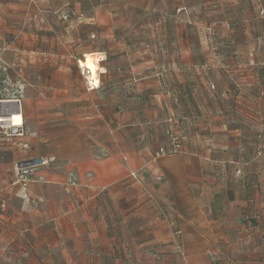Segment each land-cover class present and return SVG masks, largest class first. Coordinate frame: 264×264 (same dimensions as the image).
Returning <instances> with one entry per match:
<instances>
[{
  "label": "crops",
  "instance_id": "obj_1",
  "mask_svg": "<svg viewBox=\"0 0 264 264\" xmlns=\"http://www.w3.org/2000/svg\"><path fill=\"white\" fill-rule=\"evenodd\" d=\"M124 1L52 0L29 22L34 12L24 0H0L4 32L19 36L1 61L23 82L22 124L39 127L0 138V264H264V0ZM199 30L212 56L208 79L195 68L204 60L194 55ZM151 37L167 61L149 73L150 60L137 55L148 53ZM93 39L104 49L90 50ZM253 46L261 72L233 74L224 49ZM97 51L106 54L107 71L89 89L80 62ZM165 69L184 91L191 84L192 106L177 122L185 152L152 165L165 142L161 103L178 100ZM189 69L197 72L189 77ZM205 83L216 86L210 107L202 102ZM0 106L3 117L18 108L12 99ZM49 113L55 119L46 131ZM232 113L243 119L229 122ZM36 159L49 164L34 170L24 198L15 165ZM154 174L164 184L148 182L146 194ZM200 220L218 227L210 237L193 233ZM209 250L222 260L212 262Z\"/></svg>",
  "mask_w": 264,
  "mask_h": 264
},
{
  "label": "rangeland",
  "instance_id": "obj_2",
  "mask_svg": "<svg viewBox=\"0 0 264 264\" xmlns=\"http://www.w3.org/2000/svg\"><path fill=\"white\" fill-rule=\"evenodd\" d=\"M81 1L88 2V3L90 2V3H93V4H99L102 7L109 6V4H112V3L117 2V1L119 2V0H81ZM122 1H124V0H122ZM24 2H26V3H24V7H26V12L30 13L31 10L34 12L33 14H31V16H29L30 19H31L29 22H31V21H36V20L40 19V17H41L40 15L43 13V11H45V7L48 6V4L50 2H52V0H24ZM120 3L124 4L125 1L124 2H120ZM128 8L129 7L127 5V8H126L125 11L128 12ZM103 13L104 12L101 13L102 18H104V15H105V14L103 15ZM61 15H62L61 17H62L63 20H67L69 18V16H68L69 14H67V13H64V14H61ZM4 23H5V21L1 17L0 18V39H1L0 40V45H1L2 48L0 50V101H4L5 99L6 100L18 99V100L21 101L22 98H23V92L24 91H23V88L21 87L20 83H23V82H21V81L19 82V76H17L16 67L14 66L12 68H7L6 64L1 61L2 50L3 51L11 50L8 47V45H10V43L12 45H14L15 40H17L19 38V36H15V34L10 32L11 30H9V31L5 30L6 32H4L3 27H6V25L8 26V23H6V24H4ZM27 24H28V21L23 22V27L24 26L26 27ZM194 32H195V30L193 32H191L190 29H189V34L193 35ZM199 32H200L199 35H197V33H196L195 37L192 36V40L198 41L197 45L199 44V48H198L199 51H198V49H196L195 52H194V55L196 54V56L198 58H200V56H201L202 58H204V60H203V63L201 62L202 66H203L202 68H200V67H195V68L200 72L201 78H202V76L205 75L204 77L208 79V77L210 75V72L213 70V69L208 68V66L210 65L209 63H210V61L212 59V56H211L210 51L208 52V49H207L208 45H207V41H206V36L203 35L201 30H199ZM184 39H185V37H184ZM150 43H151V48L148 49V53L149 54L145 53V55H144V54H142V51H140V55H137V60L138 61H141V59L142 60H150V65L144 66L145 68H149L150 67V69H148L147 71L150 73V71H152V69H153V68H151V65H156V68L153 71L159 72L160 71L159 67H162V66L164 67V65H165V63L167 61V57H165V55H163V53L161 51L163 49V46H162V44H160L158 42V38L151 37L150 38ZM88 44H90V50L91 49L103 50L104 46H105L104 42L97 41V40H94V39L91 40L90 43H88ZM121 47L122 46L120 44V48L119 49H114L115 52H119ZM254 47L255 46L249 47V48H247V47H239L236 50H234V49H224L223 54H221V55L230 56V57L233 58V62H235L234 63L235 65L232 66L233 74H237V73L239 74L240 73V74L244 75L247 72L249 73V71H250L249 74H253L254 73V74H256V76H258L259 70L261 72L260 63L257 61L258 59H260V54H259V50L256 47L255 48ZM142 48L139 47V49H142ZM13 52H14V55H15L16 50H13ZM109 52H113V50H111ZM213 52H215V51H213ZM184 54L185 53H183V55ZM248 55H249V58H248ZM170 57H172V56H170ZM185 58H186V56H185ZM81 59H83V58H81ZM250 59L251 60L254 59V60L251 61ZM152 61H153V63H152ZM175 61H177V59H175ZM245 61H246V63L244 64ZM201 64H200V61H199L198 65L201 66ZM258 68H259V70H258ZM186 71H187L186 73H187V75L189 77L197 72V71L196 72L193 71L192 69H189V70H186ZM26 76H27V81H32L31 74H27ZM177 76H178V74L175 71H173V70H171L169 72L168 70L165 69V73H163V79L168 77L167 80H171V86H172V88H174V91L176 92V94H178L177 95L178 96V98H177L178 100L172 99L171 95H169V99H171L172 102L167 101V99H166V101H164V100L162 101L161 100L162 101L161 104H162L163 112L166 114V111H167L166 119H168L170 116H172V118L174 120V130H177V128H178L177 126L179 125V123L177 124V122L179 121L180 113L182 114L183 111H185V109L188 106H192L190 103H187V101H186V98H187L186 95H189V88H191L192 86H191L190 83L187 86L185 85L186 88H185V91H184L183 86H181L182 83L179 84L177 82ZM233 83L235 84V86L242 87L241 84H240L241 80L234 81ZM205 85H206V83H205ZM200 87L202 88V86H200ZM205 87H206V90L204 88L202 89L203 97L205 98V101H202V102L204 103V106H205V104H207L210 107L211 106L210 104H211V101H212V100H210L211 99L210 96H214L213 93L216 90V86L214 85L215 88H211V87H209V85H206ZM169 91H171L170 88H169ZM208 92H210V93H208ZM189 96H193V95H189ZM180 97H181V99L184 97V99L181 101ZM198 102L201 103V101H198ZM4 108L6 109V107H4ZM7 108H9V107H7ZM154 108H157V106L155 104H154ZM2 109H3V106H0V113H1ZM49 112H51V111H49ZM142 115H143V113H142ZM231 116L226 118L229 122L231 120H234V118L237 119V120L243 119L241 116L239 117V115H236V114H233V113H232ZM16 117H12V119L15 121V123L17 122L16 125H19L20 121H18ZM47 119L50 120V124H49V127L46 128V131H49V129L50 130L53 129V127L51 125V122H52V119H55V118L51 117V113H49L47 115ZM166 119H165V121H166ZM10 122H11V120H10L9 117L0 116V138L1 137H5L6 135H8V136H10V135L11 136H16V134L14 135V134L11 133V130L9 128H5V127H11L10 126ZM175 124H176V127H175ZM33 129H34L35 132H38L37 129L39 130V127L37 125V121H34L33 126L31 127V130H33ZM44 129L42 128L43 131H45ZM31 130L29 128H26L24 126V124H22V131H23L22 135L17 136V137L21 138L23 136L26 137V136L33 135V134H31L32 133ZM163 131H164V129H163ZM177 132H178L179 136L181 137V139L183 140L184 133L182 131L179 132V130H177ZM49 134H51V136H52V132L51 131L49 132ZM163 136L165 137V131L163 133ZM20 150H23V151L25 150V153H23L21 151V154H22L21 156L22 157H26L28 155V153H26V152H28V149H26L24 146L21 147ZM25 162H27V161H25ZM25 162H20V163H25ZM20 163H16V165H15V170H16V176L15 177H16V180H17L18 184L21 185V192L24 193L23 195H24V198H25L26 197L25 192L27 191L28 185L30 184V182L32 180H34V179H32V176H31L34 173V170L36 168L40 167L41 165L44 166L46 163L49 164V161H41V163H39L40 165L35 166V167L32 166L30 168L29 166H27L25 168L21 167V169H19L18 166L20 165ZM154 163L155 162L152 163V160H151V164L153 165ZM152 165H150V166H152ZM21 170H26L28 172L27 173H22V172L20 173ZM144 174L147 176L146 170H145ZM129 176H131L134 179L137 177L135 174H130ZM68 178H69L68 181H67L68 185L72 186L73 185L72 183L76 184V180H75L74 177L69 176ZM149 179H150L149 181H146L143 184V188H142V190L146 194H152L150 192V190H148V188H147L146 184L148 182L152 183L154 181V179H155L156 182H154V183H156V185L164 184V183H162V182H164L163 181L164 178H162L161 175H159V174H158V176L154 174L153 177H151ZM196 226H197L196 231L198 233H195V232H193V233L196 234L198 237L199 236L210 237V234L214 233V231H215L214 229L218 228V227H213V231H212V227H205L204 226V221L203 220H200L196 224ZM215 240L216 241L214 242L213 246L215 245L214 247L222 249V247H221L222 245L218 241L219 239L218 240L215 239ZM209 251H210V253H209L210 259L212 260V262L218 261L220 259L222 260V256L219 254V251L215 250V251H217L218 254L217 253L214 254V252H213L214 250H209ZM218 256L220 257L219 259H217Z\"/></svg>",
  "mask_w": 264,
  "mask_h": 264
},
{
  "label": "built area",
  "instance_id": "obj_3",
  "mask_svg": "<svg viewBox=\"0 0 264 264\" xmlns=\"http://www.w3.org/2000/svg\"><path fill=\"white\" fill-rule=\"evenodd\" d=\"M15 104L18 105V108H20L19 105V101L18 99H12ZM20 116V115H19ZM165 124V142L159 146L155 152L153 153V156L151 158L152 163L153 162H157L158 159L163 158V157H167V156H172V155H179L185 152V148L183 145V140L181 139V137L179 136L177 130H174V120L172 118V116H170L168 119H166V121L164 122ZM16 128H18V132H17V136L22 135V122H19V125H15ZM176 127V124H175ZM9 129L11 127H8ZM37 160L33 161V162H25V163H20V165L18 166L19 169L25 168L27 166H29L30 168L32 166H38L40 165ZM27 173L28 171L26 170H21L20 173ZM73 185H75V183H72Z\"/></svg>",
  "mask_w": 264,
  "mask_h": 264
},
{
  "label": "clouds",
  "instance_id": "obj_4",
  "mask_svg": "<svg viewBox=\"0 0 264 264\" xmlns=\"http://www.w3.org/2000/svg\"><path fill=\"white\" fill-rule=\"evenodd\" d=\"M107 56L101 51L94 52L87 56L86 64L83 65L88 70V74L85 76L86 87L89 89L99 88L100 74H103L107 69L101 66V62L105 61Z\"/></svg>",
  "mask_w": 264,
  "mask_h": 264
},
{
  "label": "bare ground",
  "instance_id": "obj_5",
  "mask_svg": "<svg viewBox=\"0 0 264 264\" xmlns=\"http://www.w3.org/2000/svg\"><path fill=\"white\" fill-rule=\"evenodd\" d=\"M88 55L84 56V60L82 62H80V65L83 67L84 64H86V58H87ZM85 68V67H83ZM86 69V68H85ZM12 108V107H11ZM7 117L10 118L11 122H10V126L11 128L12 127H15L16 123L13 119H11L12 117H16L18 121H21L20 120V116H19V108L17 109H11V114L10 115H6ZM5 128H8V127H5Z\"/></svg>",
  "mask_w": 264,
  "mask_h": 264
},
{
  "label": "trees",
  "instance_id": "obj_6",
  "mask_svg": "<svg viewBox=\"0 0 264 264\" xmlns=\"http://www.w3.org/2000/svg\"><path fill=\"white\" fill-rule=\"evenodd\" d=\"M262 75H263V77H264V66L262 67ZM208 85H209L211 88H215L214 85H212V84H210V83H209ZM153 253L156 255V250H155V251L153 250Z\"/></svg>",
  "mask_w": 264,
  "mask_h": 264
},
{
  "label": "water",
  "instance_id": "obj_7",
  "mask_svg": "<svg viewBox=\"0 0 264 264\" xmlns=\"http://www.w3.org/2000/svg\"><path fill=\"white\" fill-rule=\"evenodd\" d=\"M10 130H11V133L12 134H17V132H18V128H16V127H12V128H10Z\"/></svg>",
  "mask_w": 264,
  "mask_h": 264
}]
</instances>
